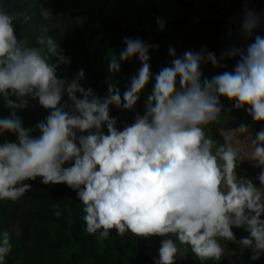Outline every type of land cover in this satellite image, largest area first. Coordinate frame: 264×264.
I'll use <instances>...</instances> for the list:
<instances>
[{"label": "clouds", "instance_id": "obj_1", "mask_svg": "<svg viewBox=\"0 0 264 264\" xmlns=\"http://www.w3.org/2000/svg\"><path fill=\"white\" fill-rule=\"evenodd\" d=\"M43 15L48 18L47 11ZM15 19L0 8V98L10 109L8 117L0 118V135L17 137L16 142L0 144V200L21 198L31 190L23 182L37 177L44 185L66 184L82 204L85 232L98 234L101 243L113 229L118 236L162 237L156 264H175L181 247L201 262L220 261V241H235L233 227L249 233L238 243L253 251L252 259L264 254V130L251 139L247 157L260 169L258 187L238 177L236 169L243 159L231 144L217 146L204 130L221 114V97L234 102L236 109L247 107L253 122H264V37L256 35L246 47L222 53L221 60H239L234 71L211 78L203 77L201 65L217 67L213 53L201 48L176 56L170 47L171 65L155 75L144 114L119 130L110 106L134 108L152 79L150 46L138 38H124L126 47L119 58L110 53L109 72L118 73L121 62L134 56L141 67L122 96L109 83L107 96L100 98L81 86L83 69L71 81L58 78V67L70 63L59 43L41 36L37 42L43 47L29 46L17 38ZM260 23V16L245 8L243 37H252ZM157 25L163 30L165 22L157 18ZM65 93L70 105L60 103ZM28 97L51 109L35 129H25L16 114L27 106ZM36 130L39 135L34 137ZM238 131L246 134L248 128L241 124ZM69 161H74L72 166L64 167ZM53 208L56 217L62 215L59 205ZM11 251L5 230L0 233V264Z\"/></svg>", "mask_w": 264, "mask_h": 264}, {"label": "rangeland", "instance_id": "obj_2", "mask_svg": "<svg viewBox=\"0 0 264 264\" xmlns=\"http://www.w3.org/2000/svg\"><path fill=\"white\" fill-rule=\"evenodd\" d=\"M1 1V0H0ZM10 15L16 17L14 20L20 39H25L29 46L43 47L38 44V37L51 36L55 39L63 55L70 59L68 65H60L57 69L58 78L71 81L76 73L82 69L73 54L72 44L69 38L66 24L57 13L55 0H6ZM232 0H102V6L105 15L115 22H120L121 27L125 29L124 38L140 39L147 45L154 41H159L168 54V49L174 48L176 56H182L185 51L198 52L201 48H206L202 42L198 23L208 21L214 18H222L223 29L231 32L234 36L241 34V23L234 15L228 14L227 10ZM245 1L250 10L262 17L264 6L257 5L251 0ZM48 12V18L45 19L43 12ZM25 16L28 17L25 22ZM194 17H199V21H194ZM157 18L165 22L163 30L157 25ZM77 24L83 33L86 45L88 47L91 63L102 76L107 85L109 83L116 85L121 96L127 87L130 86L124 76L118 73H110L108 64L110 62V53L108 39L103 35V29L91 16L77 19ZM47 29V32L44 31ZM264 37V35L262 36ZM255 39L250 37V43ZM138 65H141L138 58L135 57ZM55 63V58L52 59ZM201 71L203 77L211 78L221 72L219 65L213 67L211 64H202ZM202 77V79H203ZM80 84L85 89L89 87L84 84V79ZM78 98L80 94L77 93ZM15 99V98H13ZM222 112L216 121L204 126L207 137L212 138L211 131L216 129L225 143L226 141L239 153L243 159L240 163L253 165L247 160L252 150L251 139L256 134L264 130V122H253L247 113V107L244 109L234 108V102H230L225 97H221ZM70 105L67 94L62 96L61 105ZM28 109L16 110L17 116L22 120V126L28 123V119L22 115V112ZM65 110H69L67 107ZM10 115V109L6 107L2 98H0V118H6ZM246 125L248 132L242 134L238 131L240 125ZM86 134V133H85ZM34 137L39 133L32 132ZM79 135V133H78ZM15 134L4 133L0 135V144L5 141L16 142ZM218 146V144L216 143ZM215 152V148H213ZM257 187L259 181L257 177L251 179ZM23 183L31 185V190L24 196L12 201L11 210L0 214V233L7 230L10 234L12 251L9 256L13 264H70L73 253L79 251L78 243L74 242L69 234V227L72 222L69 208L61 203L59 210L62 215L56 217L53 213V205H43L32 196L33 192L40 190L54 189L58 184L44 185L41 178L27 180ZM72 200L82 209L78 197H72ZM83 230L85 232V223L83 221ZM232 231L235 241H220L224 248V255L221 257V264H248L254 253L251 249L242 248L238 243L242 238H247L244 228L233 227ZM175 240V237H172ZM160 236L149 238L136 237L131 233L124 236H118L115 229L110 231L107 239L101 243L97 241V253L102 254L106 245L112 247L109 259L120 261L121 264H156L159 259V248L161 246ZM178 243V242H177ZM178 247L179 246L178 244ZM264 255V254H263ZM201 262L190 249L187 253L183 252L181 247L177 254L175 264H206ZM7 264V258L5 261ZM79 264H94L86 259Z\"/></svg>", "mask_w": 264, "mask_h": 264}, {"label": "trees", "instance_id": "obj_3", "mask_svg": "<svg viewBox=\"0 0 264 264\" xmlns=\"http://www.w3.org/2000/svg\"><path fill=\"white\" fill-rule=\"evenodd\" d=\"M253 3L264 6V0H251ZM57 13L66 24L69 38L72 44L73 54L82 65L84 70V84L91 88L93 92L103 98L107 96L108 85L103 80L102 76L91 63V56L85 42L82 31L78 27L77 19L82 17L91 16L103 29V35L108 39V47L112 54L119 58V53L126 45L124 44L125 29L121 27L120 22H115L108 18L102 6V0H55ZM0 8H3L9 14L7 1H0ZM245 8L250 10L249 5L243 0H232L227 10L228 14L234 15L239 23H242ZM261 23L253 32L252 38L256 35H264V14L260 18ZM15 34L18 39V29L13 21ZM222 18H214L208 21H200L198 28L200 32L201 42L213 53L219 61V67L222 72L234 71L235 65L239 57L228 58L227 56L221 60V54L226 53L232 47H246L250 41L249 38L245 39L242 33L234 36L231 32L223 29ZM158 45V48L152 47ZM149 64L152 73V79L146 85L145 89L141 92L140 98L132 110H123L110 106V117L117 119L115 125L117 129L123 130L125 126H130L134 123L135 117L144 114V108L147 96L151 93L154 86L155 75L165 66H170V59L165 51L164 46L159 41H154L149 45ZM141 65H138L135 56L130 60L122 61L120 73L128 81L131 77L138 73ZM219 73V74H220ZM178 87V82H177ZM28 109L22 112V115L28 119V123L23 127L25 129H35L37 123L45 121L46 117L50 114L51 109L43 108L36 98L28 97ZM61 103V102H60ZM104 134H107L106 126L102 127ZM38 132V130L34 131ZM213 140L219 145L224 144L218 131L212 129L211 131ZM74 161L66 162L64 167H70ZM238 177L247 178L249 180L257 177L260 172L259 168L253 165L240 163L237 166ZM32 196L43 205H53L54 203H61L67 206L71 212L72 222L69 227L70 237L74 242L78 243L79 251L71 256L70 264H79L83 260L89 259L94 264H121L120 261H113L109 259V254L112 247L106 245L103 253H97V235H89L83 230V212L82 209L73 202L72 197H77L76 191L70 189L66 184H58L51 190H40L32 193ZM13 204L11 200H0V214L11 210ZM264 218V216H262ZM249 236L248 232H245ZM7 264H13L12 258L7 256ZM206 264H221L220 261L207 260ZM248 264H264V255L261 254L257 259L249 260Z\"/></svg>", "mask_w": 264, "mask_h": 264}, {"label": "water", "instance_id": "obj_4", "mask_svg": "<svg viewBox=\"0 0 264 264\" xmlns=\"http://www.w3.org/2000/svg\"><path fill=\"white\" fill-rule=\"evenodd\" d=\"M193 20L197 22V21L200 20V18L199 17H194Z\"/></svg>", "mask_w": 264, "mask_h": 264}]
</instances>
